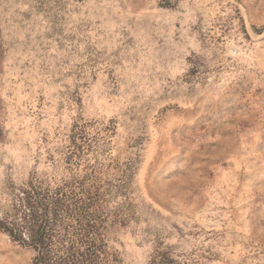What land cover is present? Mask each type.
Segmentation results:
<instances>
[{
	"label": "rangeland",
	"instance_id": "obj_1",
	"mask_svg": "<svg viewBox=\"0 0 264 264\" xmlns=\"http://www.w3.org/2000/svg\"><path fill=\"white\" fill-rule=\"evenodd\" d=\"M24 190L104 264H264V0H0V219Z\"/></svg>",
	"mask_w": 264,
	"mask_h": 264
},
{
	"label": "trees",
	"instance_id": "obj_2",
	"mask_svg": "<svg viewBox=\"0 0 264 264\" xmlns=\"http://www.w3.org/2000/svg\"><path fill=\"white\" fill-rule=\"evenodd\" d=\"M58 193L44 199L24 190L14 214L0 219V231L31 247L36 254L33 264H104L93 241L94 222L79 207L66 204L65 195ZM165 261L161 253L152 258V264Z\"/></svg>",
	"mask_w": 264,
	"mask_h": 264
}]
</instances>
